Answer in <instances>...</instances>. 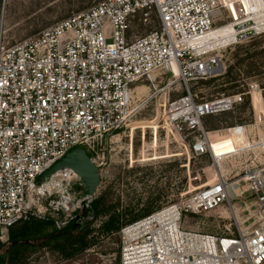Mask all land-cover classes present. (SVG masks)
<instances>
[{
  "label": "built area",
  "instance_id": "1",
  "mask_svg": "<svg viewBox=\"0 0 264 264\" xmlns=\"http://www.w3.org/2000/svg\"><path fill=\"white\" fill-rule=\"evenodd\" d=\"M135 24L149 29L139 33ZM223 27L225 40H202ZM262 34L264 0H97L23 40H0V243L29 214L31 198L52 195L49 183L62 194L57 228L91 218L83 213L93 197L71 168L36 178L72 147L92 155L126 122L135 90L155 87L158 70L185 86L167 105L169 121L192 135L193 154L208 151L202 120L232 110L238 95L198 100L188 84L220 72L221 48ZM257 148L264 155V139ZM246 179L256 195L255 223L224 234L184 227L188 214L214 209L235 192V182L219 178L123 225L119 264H264V162Z\"/></svg>",
  "mask_w": 264,
  "mask_h": 264
},
{
  "label": "rangeland",
  "instance_id": "2",
  "mask_svg": "<svg viewBox=\"0 0 264 264\" xmlns=\"http://www.w3.org/2000/svg\"><path fill=\"white\" fill-rule=\"evenodd\" d=\"M95 1L0 0V40L5 44L23 40ZM224 13L227 18L233 16L226 10ZM134 28L139 33L149 29L137 24ZM228 31V27L216 29L204 41L220 43L227 38ZM220 51V72L188 84L198 100L222 94L238 95L232 110L202 120L209 133L208 151L193 154L192 135L173 125L166 115L168 103L184 94L183 82L170 72L157 74L162 69L154 72L155 87L145 82L140 91H135L138 97L129 105V110L134 108V111L129 113L124 125L108 134L103 145L89 155L94 158L99 174L93 199H101L99 206L89 212L91 218L82 220L92 229L87 237L91 245L70 258L63 256L55 243L18 247L5 252L0 264H119L117 233L100 229L109 213L120 212L123 220L143 216L210 186L219 178L235 182V192L214 209L188 214L184 227L224 234L255 223L256 195L246 176L264 162V155L257 148L264 139V34ZM45 189L46 194L53 192L52 195L40 202L36 197L31 198L27 216L63 219L60 211H54L62 194L55 192L50 183ZM79 199L77 195L73 204H79ZM67 207L71 208L68 205L59 208L66 211ZM53 225L57 227L54 221ZM8 245L2 246L0 254Z\"/></svg>",
  "mask_w": 264,
  "mask_h": 264
},
{
  "label": "trees",
  "instance_id": "3",
  "mask_svg": "<svg viewBox=\"0 0 264 264\" xmlns=\"http://www.w3.org/2000/svg\"><path fill=\"white\" fill-rule=\"evenodd\" d=\"M100 203V197L92 199L89 207L85 209L83 216L88 215L90 211L96 209ZM119 213L115 211L109 213L107 220L102 222L100 229L109 234L114 233L123 225L142 217V215H135L123 220L120 219ZM53 221L49 217L37 219L29 216L28 219H22L9 228L7 240L4 243H0V249L4 244H9L7 250L0 254V261L3 260L5 252L12 251L18 247H41L55 243L57 250L66 258H70L91 245V241L87 237L92 229L86 227L84 222L71 220L63 227L57 228L53 225Z\"/></svg>",
  "mask_w": 264,
  "mask_h": 264
},
{
  "label": "water",
  "instance_id": "4",
  "mask_svg": "<svg viewBox=\"0 0 264 264\" xmlns=\"http://www.w3.org/2000/svg\"><path fill=\"white\" fill-rule=\"evenodd\" d=\"M71 168L81 179L84 186V194L90 197L95 195L96 186L99 182L97 166L87 155L84 149L78 147L70 148L61 158L57 159L51 166L44 170L37 178L36 183H41L45 178L61 168Z\"/></svg>",
  "mask_w": 264,
  "mask_h": 264
},
{
  "label": "bare ground",
  "instance_id": "5",
  "mask_svg": "<svg viewBox=\"0 0 264 264\" xmlns=\"http://www.w3.org/2000/svg\"><path fill=\"white\" fill-rule=\"evenodd\" d=\"M229 32V31H228ZM228 32L226 33V35L228 34ZM212 33H210V34H208V35H206L205 37H203L202 38V40H204L205 38H207V37H209L210 35H211ZM222 38H225V36L224 37H222ZM174 66V65H173ZM173 70H175V67H173ZM154 75V74H153ZM136 91V90H135ZM138 97V95H134L133 96V99H135V97ZM137 108V107H136ZM134 111V108H132V110H130V112H133ZM208 140H209V133H206V143H207V146H208ZM256 172V173H255ZM255 172H253L254 173V180L255 181H257V179H258V174H257V171H255ZM48 191V190H47Z\"/></svg>",
  "mask_w": 264,
  "mask_h": 264
}]
</instances>
